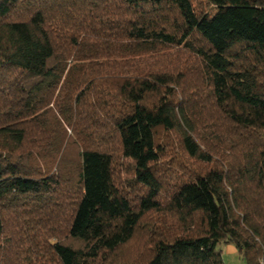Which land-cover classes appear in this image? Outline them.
<instances>
[{
  "label": "trees",
  "instance_id": "trees-1",
  "mask_svg": "<svg viewBox=\"0 0 264 264\" xmlns=\"http://www.w3.org/2000/svg\"><path fill=\"white\" fill-rule=\"evenodd\" d=\"M264 264V0H0V264Z\"/></svg>",
  "mask_w": 264,
  "mask_h": 264
},
{
  "label": "rangeland",
  "instance_id": "rangeland-1",
  "mask_svg": "<svg viewBox=\"0 0 264 264\" xmlns=\"http://www.w3.org/2000/svg\"><path fill=\"white\" fill-rule=\"evenodd\" d=\"M233 246H235L234 244H232ZM224 247V246H223ZM236 247V246H235ZM224 261L225 264H245L242 256L240 255V253H228L226 251H224Z\"/></svg>",
  "mask_w": 264,
  "mask_h": 264
},
{
  "label": "crops",
  "instance_id": "crops-1",
  "mask_svg": "<svg viewBox=\"0 0 264 264\" xmlns=\"http://www.w3.org/2000/svg\"><path fill=\"white\" fill-rule=\"evenodd\" d=\"M224 251H226L228 253H231V254H234L236 252L239 253L238 252V249L235 246H233L232 244H226V245H224L223 252Z\"/></svg>",
  "mask_w": 264,
  "mask_h": 264
}]
</instances>
